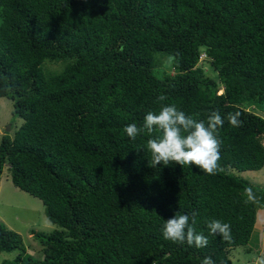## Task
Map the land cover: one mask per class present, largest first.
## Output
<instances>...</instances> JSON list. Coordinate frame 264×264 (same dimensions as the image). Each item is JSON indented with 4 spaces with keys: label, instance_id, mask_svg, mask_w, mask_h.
<instances>
[{
    "label": "trees",
    "instance_id": "obj_1",
    "mask_svg": "<svg viewBox=\"0 0 264 264\" xmlns=\"http://www.w3.org/2000/svg\"><path fill=\"white\" fill-rule=\"evenodd\" d=\"M0 98L22 120L0 140V180L8 172L58 227L32 232L35 257L0 223V253L16 252L2 264H231L226 252L249 243L264 188L235 173L264 167V118L244 108L264 104V0H0ZM161 103L204 120L240 113L242 126L219 128L223 172L149 166L137 149L149 137L123 128ZM245 187L259 203H243ZM177 211L196 213L208 246L163 238ZM212 218L230 242L208 235Z\"/></svg>",
    "mask_w": 264,
    "mask_h": 264
},
{
    "label": "clouds",
    "instance_id": "obj_2",
    "mask_svg": "<svg viewBox=\"0 0 264 264\" xmlns=\"http://www.w3.org/2000/svg\"><path fill=\"white\" fill-rule=\"evenodd\" d=\"M178 55V54H177ZM172 55L168 60H173ZM157 102H163L167 96L160 94ZM239 112H229L223 117L218 110L211 111L206 120L194 118L179 110L174 104L161 106L158 110L148 111L143 118V123H129L123 128L124 134L131 140L146 134L149 138L146 144L137 149H143L148 155L149 166H168L176 163L180 166H197L208 175H216L224 169L220 163L221 146L223 141L219 137V128L223 127L225 119L233 127H240L243 121ZM243 203L257 204L259 198L251 187L243 191ZM196 213L190 217L178 211L170 218L165 219L161 227L165 240L175 244L204 248L208 246V236L203 231L196 230ZM208 235L220 236L222 241L232 240L231 225L219 219L205 221ZM201 264H216L211 257H204ZM255 264H264V254L255 258Z\"/></svg>",
    "mask_w": 264,
    "mask_h": 264
},
{
    "label": "rangeland",
    "instance_id": "obj_3",
    "mask_svg": "<svg viewBox=\"0 0 264 264\" xmlns=\"http://www.w3.org/2000/svg\"><path fill=\"white\" fill-rule=\"evenodd\" d=\"M203 57L204 54L201 53L199 66L207 77L215 78L216 73L212 70L209 61L204 60ZM46 67L51 71L59 69L58 64H47ZM220 92H222V86H220ZM244 108L264 118V104L257 105L249 102L244 105ZM21 124L22 120L13 115V102L0 98V140L4 137L13 138L14 132ZM8 127H10L9 130ZM235 174L255 186L264 188V167L256 172ZM0 223L17 233L27 253L35 257H41V248L32 232L48 234L58 229L46 219L42 202L14 187L6 171L3 172L0 180ZM226 254L231 264H255V258L264 254V209L259 210V214L257 212V222L249 243L244 247L228 250ZM15 255L16 252L0 253V264L14 259Z\"/></svg>",
    "mask_w": 264,
    "mask_h": 264
},
{
    "label": "water",
    "instance_id": "obj_4",
    "mask_svg": "<svg viewBox=\"0 0 264 264\" xmlns=\"http://www.w3.org/2000/svg\"><path fill=\"white\" fill-rule=\"evenodd\" d=\"M10 127H8V130H9Z\"/></svg>",
    "mask_w": 264,
    "mask_h": 264
}]
</instances>
